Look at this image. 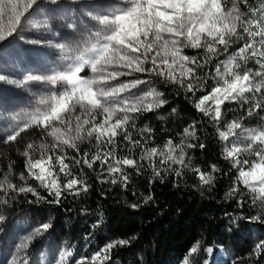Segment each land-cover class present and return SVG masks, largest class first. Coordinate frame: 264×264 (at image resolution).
I'll use <instances>...</instances> for the list:
<instances>
[{
	"label": "snow or ice",
	"instance_id": "6c2138e0",
	"mask_svg": "<svg viewBox=\"0 0 264 264\" xmlns=\"http://www.w3.org/2000/svg\"><path fill=\"white\" fill-rule=\"evenodd\" d=\"M65 2L76 9L65 27L79 34L80 39L68 45L64 65L48 75H29L19 82L7 80L21 86L37 82L50 89L59 85L63 90L47 100L41 99L44 110L3 137L5 143H11L29 128L37 127L51 138V143H42L38 149L33 144L27 146L23 153L27 175L19 176L25 186L18 187L6 175L0 180V204L6 206L16 195L27 193L34 198L28 203L59 205L69 195L87 193L91 186L66 161L89 169L99 162L101 174L106 172L114 177L112 184L124 188L130 181L126 169L139 174L144 162L153 178H161V182L165 171L179 176V169L187 166V149L203 150L205 144L185 143L184 139L174 143L169 136L163 148L149 147L153 130L149 126L136 129L137 116L166 103L161 99L163 93L150 87L159 79L183 89L194 109L211 120L224 143L223 158L232 161L237 181L250 189L251 204L260 205L258 214L241 219L264 226V5L242 12L248 0H47L53 8ZM40 3L41 0H0V43L13 38ZM56 47L64 49L65 45ZM186 49L196 54L186 55ZM217 60L214 74H198ZM249 62L254 67H249ZM82 69L90 70L92 78H83ZM209 79L214 85L208 84ZM5 80L6 76L0 74V81ZM229 102L237 103L242 114L226 118V112L233 111L228 108ZM249 120L256 126L245 127ZM133 130L139 139L133 137ZM183 134L185 138L198 139L194 125L184 128ZM93 141L95 151L83 152L80 157V145ZM34 149L39 158H33ZM118 149H139V158L118 156ZM68 150L75 155L69 157ZM245 155L253 159L241 158ZM8 168L11 172L12 166ZM192 171L202 184H212L213 173L220 169L212 164L207 173L199 166ZM29 178H34L36 186L27 183ZM236 192L233 187L231 193ZM144 199L147 202L151 197ZM237 203L244 206L243 201ZM4 219L0 215V221ZM50 227L43 223L24 236L16 246L12 264H30L27 255L20 253H25L29 243ZM130 243V239H113L79 259L64 252L57 264H66L65 257H72L74 264H110L111 251ZM261 249L264 239L255 244L256 252ZM199 251L200 242L196 241L180 264H192L190 258Z\"/></svg>",
	"mask_w": 264,
	"mask_h": 264
},
{
	"label": "trees",
	"instance_id": "16d2710c",
	"mask_svg": "<svg viewBox=\"0 0 264 264\" xmlns=\"http://www.w3.org/2000/svg\"><path fill=\"white\" fill-rule=\"evenodd\" d=\"M262 3L264 0H248V7L242 6L241 11L258 8ZM58 24L61 28L64 23ZM53 25L51 21L47 22L42 34H50L54 30ZM40 35L36 33L32 36L34 42L41 39ZM79 39V34H72L65 40L66 55L69 54L68 45ZM186 53L196 54L190 49H186ZM215 63L209 64L198 74L201 77L214 74ZM8 65L12 72L3 69L0 74L19 72L17 68L11 69L10 61ZM208 84L213 85L214 81L209 79ZM150 87L163 93L161 99L166 103L136 117L138 129L149 126L153 130L152 142L148 146L161 148L169 136L174 143L184 139L185 143L205 144L203 150L198 147L195 150L187 149V166L179 169V176L163 172L161 182V178H153L151 169L144 164L139 174L134 169H126L130 181L124 188L120 184H112V178L98 173L96 166L91 169L83 164L79 168L72 166L73 171L91 186L87 193L69 195L59 205L43 201L39 204L28 203L34 199L30 194H13L16 199L4 205L8 218L19 225L49 223V234L65 243L72 257L90 256L113 239H130L129 245L118 246L111 251L110 264H180L196 241L200 242V251L191 258L192 264H205V261L208 264H233V261L264 264V249L260 252L254 250L255 244L264 239V226L241 219L258 214L260 205L251 204L250 192L237 181L232 162L223 158L224 143L216 135L211 120L194 109L183 89L159 79ZM25 93L0 82V125L9 116L10 122L21 125L31 115L33 103L25 102L33 95ZM228 108L233 110L226 112L228 119L242 114L236 103L228 104ZM193 125L198 137L196 140L185 138L183 134L184 128ZM254 126L256 124L252 120L245 124V127ZM0 130V176L4 173L14 177L21 173L27 175L23 153L29 144L36 145L45 140L46 134L32 127L16 141L5 143L3 137L6 131L4 128ZM122 151L123 156H132L129 151ZM212 164L220 171L213 173L212 184H202L192 169L199 166L207 173ZM9 165L12 166L11 172ZM101 179L106 182L101 183ZM27 183L36 186L34 178H29ZM233 187L237 188L235 194L231 193ZM40 191L43 195V190ZM145 197L151 199L145 202ZM237 201H243L244 206H238ZM132 205L137 207L133 208ZM207 249L212 251L206 252Z\"/></svg>",
	"mask_w": 264,
	"mask_h": 264
},
{
	"label": "rangeland",
	"instance_id": "374dc122",
	"mask_svg": "<svg viewBox=\"0 0 264 264\" xmlns=\"http://www.w3.org/2000/svg\"><path fill=\"white\" fill-rule=\"evenodd\" d=\"M261 5H264V3H262ZM75 14L76 9L68 5L67 2H65L59 8H53L48 5L47 0H41L40 7L36 9L33 14L24 21L23 26L20 27V30L16 33V35L9 41L0 43V71L3 69H8L9 72L10 69L8 68V61L11 62V69L17 68L19 70V72L5 75L6 80L0 82L3 84H8L9 86L17 90H23V92H26L25 94L33 95L32 98L27 99L25 102L28 104H30V102L33 103V105L31 106L32 113L28 118H26L27 120L25 122L30 123L32 117H34L38 112L44 110V106L39 103L41 99L47 100L51 94L62 91V86L58 85L55 89H50L48 86L39 84L37 82H29L27 85L21 86L19 83L9 84L7 83V80H16L19 82L24 80L29 75H48L51 74L52 71L58 70L61 66H63L66 52L65 49L57 48L56 45L64 44V42L66 43L65 40H67L73 34L69 29L65 27V21L70 22L69 18L74 16ZM58 20H64V22H59ZM45 21H51L54 24V30L48 35L42 34L45 26ZM37 23H39L40 26L34 27V25H36ZM58 23L64 24L61 25L62 27L60 28V24ZM36 33L41 34V39L39 41H36L39 43H29L34 42L32 36ZM29 38L32 39V41H30ZM185 54L188 55L186 53V50ZM223 58L224 57H221V59ZM215 62L217 63L218 60ZM249 67H254L253 62H249ZM10 71L12 72V70ZM81 75L85 79L92 78V73L90 70L82 69ZM144 90L146 91L147 88H145ZM231 103L235 102H229V104ZM16 106L17 104H15V107ZM77 111L79 110L77 109ZM10 120L11 118L9 116V118H7L4 123H1L2 125H0V128H4V131H6L4 133L5 135L8 131L17 126L14 122H10ZM135 122L136 129L138 130L137 120ZM24 123L19 126H23ZM37 129L41 130L40 128ZM133 137L139 139L138 133L135 130H133ZM42 143L50 144L51 138L47 137L41 143L36 144V149H38ZM120 143L123 142L121 141ZM80 148V157H82L83 152H88L91 154L95 151V141H93L92 143L85 142L80 145ZM122 150L123 149H118L116 155L123 156L124 153ZM32 154L33 158H39V152L35 149L33 150ZM67 154L69 157L75 155L72 150H68ZM130 154L139 158V149L133 150L132 152H130ZM241 158H247L249 160L253 159V157H249L246 155L242 156ZM66 162L70 163L71 165L70 161ZM144 164L147 165L146 162H144ZM94 166L99 169L98 173L101 174V165L99 164V162L94 164L93 167ZM6 175L12 183L19 184L20 186L25 185V182L20 181V175L14 177L10 173H4L2 176H0V180H3ZM104 176L112 179L114 178L108 176L106 172L104 173ZM13 178L15 179L13 180ZM239 184L242 185V183ZM242 187L250 192V189L246 188L243 185ZM5 212L6 210L4 205L0 204V215L5 217L3 221H0V264H12L13 257L17 255L16 246L20 243V240L41 224H14L13 222H11V219L8 218ZM64 252L71 253L70 249L65 243H61L58 240L52 238V236L49 234V230H47V232L36 236L33 241L29 243V247L26 252L20 253V255H27L30 264H57L60 259V254ZM75 258L79 259L80 257ZM65 261L66 264H74V260L72 259V257H65Z\"/></svg>",
	"mask_w": 264,
	"mask_h": 264
}]
</instances>
